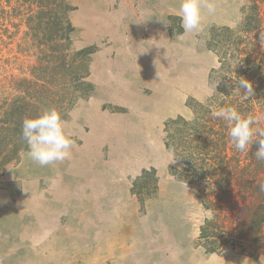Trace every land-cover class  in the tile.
Masks as SVG:
<instances>
[{"label":"rangeland","instance_id":"1","mask_svg":"<svg viewBox=\"0 0 264 264\" xmlns=\"http://www.w3.org/2000/svg\"><path fill=\"white\" fill-rule=\"evenodd\" d=\"M66 1L74 8L71 50H91L87 81L93 91L65 120L75 144L68 159L46 167L23 153L6 167L0 189L31 214L34 235L48 225L49 264H185V252L204 250L198 237L211 215L200 201L202 187L171 175L177 163H169L173 155L164 147L165 124L191 120L187 105L204 103L214 91L209 73L218 58L206 44L212 27L243 34L245 21L258 14L254 34L264 40V0H257L258 9L251 0H215L214 15L202 9L199 34L185 33L180 17L165 9L160 18L143 22L142 0ZM24 19H0L1 83L29 76L35 64ZM144 171L154 173L136 187L144 198L140 205L131 189ZM103 178L121 204L97 209L98 224L112 223L92 227L86 190Z\"/></svg>","mask_w":264,"mask_h":264},{"label":"trees","instance_id":"2","mask_svg":"<svg viewBox=\"0 0 264 264\" xmlns=\"http://www.w3.org/2000/svg\"><path fill=\"white\" fill-rule=\"evenodd\" d=\"M251 1L258 9L257 0ZM5 3H0L3 23L25 16V37L35 49V64L29 76H10L0 82V179L6 167L27 151L21 137L25 117L55 107L65 121L76 103L88 99L93 91L87 81L91 50H71L74 28L69 16L74 8L66 0ZM258 17L245 21L243 34L225 26L210 29L207 50L218 58V66L209 73L214 91L204 103L187 105L193 111L191 120L177 117L164 128V147L177 163L170 168L171 175L202 187L200 201L211 217L204 220L198 238L208 254L229 249L257 258L264 251V192L259 188L264 183V161L254 155L258 143L250 150L237 151L230 143L227 124L212 115L220 107L232 106L244 116L258 117L257 126L264 128V40L254 34L260 24ZM11 25L16 28V24ZM7 34L4 28L3 35ZM241 78L253 85L254 94L249 99L242 97L243 89H237ZM152 173L142 172L131 189L140 205L144 198L136 187Z\"/></svg>","mask_w":264,"mask_h":264},{"label":"crops","instance_id":"3","mask_svg":"<svg viewBox=\"0 0 264 264\" xmlns=\"http://www.w3.org/2000/svg\"><path fill=\"white\" fill-rule=\"evenodd\" d=\"M140 8L143 12L141 19L145 22L147 19L160 18L163 9L168 15H178L179 0H142ZM78 109L76 108L75 111ZM83 119L85 123L89 122L88 116H84ZM61 181L64 183L63 176ZM99 182L96 187L91 185L87 187L86 191L89 197L85 201L90 204L86 209V215L90 218L89 225L92 227H97V225L107 227L112 222L107 223V219H105V224H98L96 210L112 206L113 203L120 205L121 200L114 198L117 192L112 188L111 182L108 184L104 178ZM78 190L80 192V188ZM44 211L48 213V210ZM61 211L64 215V209ZM72 213L76 214L75 210ZM30 219L31 214L27 216L26 208L20 203L12 202L8 192L0 189V264H49L47 257L48 225H43L42 229L34 235L33 226L31 222L27 221ZM185 264H264V251L259 257L251 258L247 255H238L227 251L208 254L202 249L194 250L185 252Z\"/></svg>","mask_w":264,"mask_h":264},{"label":"clouds","instance_id":"4","mask_svg":"<svg viewBox=\"0 0 264 264\" xmlns=\"http://www.w3.org/2000/svg\"><path fill=\"white\" fill-rule=\"evenodd\" d=\"M216 8L215 0H179L178 15L184 32H203L202 9H206L209 15H214ZM237 84L239 91L244 90V99L253 96L254 89L250 81L241 78L237 80ZM212 115L227 124L230 143L237 151L250 150L251 145L256 142L258 148L254 155L257 160L264 161V128L257 126L258 117L244 116L232 106L220 107ZM65 123L55 107L45 109L34 117H25L22 121L21 137L27 146L26 157L41 167L62 163L68 159L75 141L66 133ZM175 161L176 158L173 157L169 163ZM259 188L264 192V183H260Z\"/></svg>","mask_w":264,"mask_h":264}]
</instances>
